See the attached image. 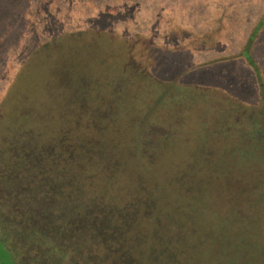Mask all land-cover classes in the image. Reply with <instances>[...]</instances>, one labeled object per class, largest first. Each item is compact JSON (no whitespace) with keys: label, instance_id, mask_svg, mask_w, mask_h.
<instances>
[{"label":"rangeland","instance_id":"1","mask_svg":"<svg viewBox=\"0 0 264 264\" xmlns=\"http://www.w3.org/2000/svg\"><path fill=\"white\" fill-rule=\"evenodd\" d=\"M262 16L264 0H0V180L13 177L11 154L24 149L18 139L29 129L43 130L48 143L80 124L90 138L105 127L117 138L141 131L153 171L172 184L158 181L169 195L165 208L176 206L166 223L182 237L170 244L168 261L264 264ZM53 167L45 158L37 175L39 204L25 203L26 191L16 187L9 199L2 183L0 210L39 208L41 197H54L53 186L40 185ZM180 181L200 198L191 212L188 196L177 201ZM60 222L53 218L68 233L69 221ZM136 225L144 237L146 226ZM6 233L1 226L0 264H35L30 247ZM108 254L117 264V252Z\"/></svg>","mask_w":264,"mask_h":264},{"label":"trees","instance_id":"2","mask_svg":"<svg viewBox=\"0 0 264 264\" xmlns=\"http://www.w3.org/2000/svg\"><path fill=\"white\" fill-rule=\"evenodd\" d=\"M263 19L264 16L259 22ZM263 24L264 22L261 26ZM256 34L255 26L245 49L251 51ZM250 57L252 58L251 54ZM258 81H262L260 77ZM260 85V94L264 97V88L262 83ZM49 116L50 112L44 114V117ZM103 116L108 119L106 114ZM33 119L36 117L27 121L33 122ZM80 123L84 125V121L81 120ZM79 126L62 129V137H58L53 143H48L47 134L43 130L36 132L29 129L23 137L17 138L21 143H26L24 149L20 148L18 152L11 154V157H15L10 166L18 172L9 169V176L13 177L0 180V186L8 183L9 199L13 197V191L10 190L16 187L17 191H26L25 203L39 204L36 199L37 175L42 170L44 159L49 157L55 175L46 177L40 185L47 183L56 192L54 197L49 193L48 201L41 197L39 208L13 205L8 209L7 215L4 214L6 211L3 213L0 210V227H7L6 236L16 239L18 245L20 243L30 247L27 253L34 255L32 259L31 256L28 257L35 264H88L87 259L95 260L100 257L99 251L102 248H105V254L95 264H116V258L108 261L110 251L117 252V264H177L168 261L170 258L166 257L173 256L170 244L176 242V237L178 243L182 238L181 234H174L166 223L176 210V206L167 210L164 205L169 198L165 185L171 187L172 184L169 179L162 178L153 171L152 151L144 144V132L140 131L136 138L135 131H130L132 137L129 132L119 131L117 138L114 130L105 127V133L100 131L98 138H90L88 128L85 125ZM130 138L131 145L126 143ZM41 146L47 147V150L49 146L52 147L49 148L52 155L44 152ZM140 172L145 175H140ZM159 180L166 181L162 189L159 188ZM183 184L182 181L177 182V201L188 196L186 204L191 212L192 208L196 209L200 198L194 196L192 189L182 188ZM53 218H57L60 223L67 219L71 224L70 231L67 233L59 228L58 223L55 228ZM139 222L146 226L144 237L141 233L138 235V230L137 233L133 230ZM214 234L215 230L211 229L204 233V238ZM159 237H162L161 241H158ZM224 241L222 234V245L225 244ZM17 253L26 254L19 248ZM67 253L77 256L68 257L70 260L62 259ZM53 255L57 257L54 258Z\"/></svg>","mask_w":264,"mask_h":264}]
</instances>
